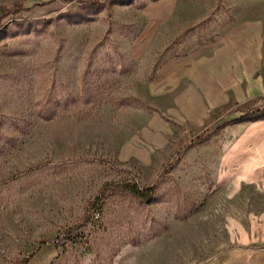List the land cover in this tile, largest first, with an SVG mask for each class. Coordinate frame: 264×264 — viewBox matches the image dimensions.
I'll return each instance as SVG.
<instances>
[{
  "label": "rangeland",
  "instance_id": "374dc122",
  "mask_svg": "<svg viewBox=\"0 0 264 264\" xmlns=\"http://www.w3.org/2000/svg\"><path fill=\"white\" fill-rule=\"evenodd\" d=\"M83 1L0 0V264H199L232 244L229 216L264 210L262 189L224 177L245 161L228 157L226 111L180 127L157 169L121 150L162 107L160 68L255 0H210V20L164 41L143 40L159 0Z\"/></svg>",
  "mask_w": 264,
  "mask_h": 264
},
{
  "label": "crops",
  "instance_id": "0c3cea01",
  "mask_svg": "<svg viewBox=\"0 0 264 264\" xmlns=\"http://www.w3.org/2000/svg\"><path fill=\"white\" fill-rule=\"evenodd\" d=\"M214 10L210 0L154 2L145 10L143 40L176 37L182 29L210 20ZM243 15L237 11L235 20L220 33L212 29L197 53L172 59L160 68L152 89L154 104L162 107L122 147L125 163L157 169L161 158L175 147L180 127H203L225 111L226 124L264 109L257 106L264 99V0H255ZM224 133L229 134L228 157L245 159L222 166L228 183L264 191V120L228 125ZM228 219L232 244L199 264H264V210L248 215L247 223L233 215Z\"/></svg>",
  "mask_w": 264,
  "mask_h": 264
},
{
  "label": "trees",
  "instance_id": "16d2710c",
  "mask_svg": "<svg viewBox=\"0 0 264 264\" xmlns=\"http://www.w3.org/2000/svg\"><path fill=\"white\" fill-rule=\"evenodd\" d=\"M49 4H51V3H45V4L34 3L32 5V7L47 6ZM83 4L87 7H95V6L101 5L100 0H84ZM19 6L20 5L16 6L18 9L15 12L28 11L31 9L28 7H19ZM0 26H1V18H0ZM258 109H262V108L258 106ZM262 110H264V109H262ZM261 120H264V111L262 112V111L258 110L255 113L245 115L244 117L233 120V121L229 122V124H237V123L244 122V121L252 123V122L261 121ZM127 190L130 193H132L133 195H135L136 197H138L140 200L146 201V202L151 201L154 197L155 192H156L155 188H153V189L148 188L146 190H140L139 188H135V187H131V186L130 187L128 186Z\"/></svg>",
  "mask_w": 264,
  "mask_h": 264
},
{
  "label": "built area",
  "instance_id": "2783aa9c",
  "mask_svg": "<svg viewBox=\"0 0 264 264\" xmlns=\"http://www.w3.org/2000/svg\"><path fill=\"white\" fill-rule=\"evenodd\" d=\"M259 107H264V99H262L259 103H258Z\"/></svg>",
  "mask_w": 264,
  "mask_h": 264
}]
</instances>
